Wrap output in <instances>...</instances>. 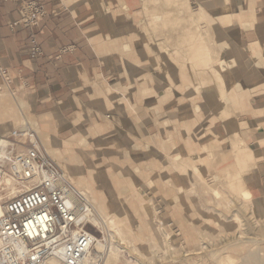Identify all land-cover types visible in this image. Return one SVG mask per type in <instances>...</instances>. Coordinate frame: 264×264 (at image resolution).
I'll return each mask as SVG.
<instances>
[{
	"label": "crops",
	"instance_id": "0c3cea01",
	"mask_svg": "<svg viewBox=\"0 0 264 264\" xmlns=\"http://www.w3.org/2000/svg\"><path fill=\"white\" fill-rule=\"evenodd\" d=\"M24 1L0 0V67L13 77L9 85L1 76L0 82L21 97L15 103L7 93H0V127L19 122L22 114L32 119L50 155L62 167L84 180L97 178L92 188L101 200L107 186L108 192L114 193L112 184H105L102 174L85 157V161H71L72 146H89L87 150L92 149L97 159L109 158L105 154L112 149L124 158L132 147L139 154L149 152L157 160L152 165L160 167L162 182L170 191L177 176L182 181L186 177L188 186L189 175L196 178L192 168L174 167L173 157L204 153V145L213 152L205 172L215 161L212 170H221L224 182L239 176L229 184L244 181L252 195L249 210L262 216L264 0H36L44 5L46 14L33 27L11 30L9 25L18 18ZM181 2L188 9L181 10ZM148 18L153 25L147 23ZM185 19L195 23L188 24V33L195 34L199 21L206 36H190L192 46L188 47L192 49L185 54L175 51V56L163 50L165 45L157 37L156 48L163 50L162 56L149 53L152 46L147 33L170 32L172 42L179 44V33L185 31L179 22ZM32 34L43 52L36 59L28 55ZM206 40L215 41L218 58L212 56V44ZM65 47L72 50L56 57ZM212 80L218 81L216 87H212ZM21 108H25L24 113ZM167 114L170 125L165 120ZM229 124L240 127L238 145L251 153L243 169L236 160ZM168 126L170 135L164 132ZM199 136L206 139L203 144L195 143ZM154 147L156 152L149 150ZM167 165L169 172L165 174ZM99 183L106 188H99ZM149 183L154 186L153 180ZM181 191L183 194L184 189ZM185 203L173 205L175 209L177 205L190 208L191 204ZM189 213L194 220L192 210ZM188 241L194 243V239Z\"/></svg>",
	"mask_w": 264,
	"mask_h": 264
},
{
	"label": "rangeland",
	"instance_id": "374dc122",
	"mask_svg": "<svg viewBox=\"0 0 264 264\" xmlns=\"http://www.w3.org/2000/svg\"><path fill=\"white\" fill-rule=\"evenodd\" d=\"M180 8L181 10L183 8L188 9V6L185 2H181ZM147 23L153 25L152 18H148ZM171 23L169 21V25ZM198 23L196 22L197 27L195 26V28L197 29L194 34L188 33L186 29L189 26L188 24L191 27L195 23L188 22L187 19L179 22L182 25L180 26L181 29L185 27V31H181L177 38L179 44L172 42L173 38L170 32H165L164 34L147 33L152 46L151 50L149 49V53L151 52L152 55H155L156 52H159L160 56H162L163 50L168 51L173 56L176 55L175 51L180 54L187 53L192 49L188 47V45L191 46L190 36H206L204 24H201L200 28ZM157 37L158 41L163 42L165 45L163 50L156 48ZM136 42H138V39ZM206 42H211L212 56L218 58L219 50L215 47V41L206 40ZM172 45L177 47L171 48ZM169 60L170 58H168ZM174 65L178 66L179 64L174 61ZM184 74L188 75L186 71ZM211 75L214 76L213 73ZM183 84L188 85V81H184ZM217 84V80L211 81L212 87H216ZM180 87L179 89L181 90L183 86ZM3 92L7 93L8 98L12 102L17 103L21 100L19 95L12 94L0 82V93ZM21 110L24 113L25 108H21ZM169 117L170 114L165 116L168 125L171 124L170 120H168ZM22 119L37 129L32 119L25 118L23 114L20 121ZM20 121L8 128L0 127V134L8 133L22 123ZM179 130H181V127ZM203 131H207V129ZM164 132L166 135H170L172 133L171 127H165ZM203 136L196 137L195 143L203 144L206 140ZM42 138L41 141L46 144ZM72 147L76 150L72 152L80 161H85V157L95 165L96 170L102 174L105 184L108 182L112 184L114 191V193H109V186H107L108 190L103 193V199H99L92 188L93 181H98H96V177L84 180L73 176L53 158L69 178L95 202L93 205L96 210L105 218L107 229H102L96 225L92 226L91 224L88 227L96 232L98 238H103L107 248L112 246L115 254L108 258L105 249L95 246L92 253L94 264H213L215 261L217 264H264V216H255L254 213L257 212L252 213L253 211H250L251 204L247 206L229 191L227 183L223 181V175L219 173L221 170H212L215 161L211 162L207 175L219 174V180L216 184L227 195L228 200H226V203L222 199L219 200L213 197L211 192L204 188L201 183H198L199 181L191 174L189 175L190 181H188L190 182V187L193 184L191 191L188 190V185L184 184L179 176L175 178L174 184L170 185L169 191L166 189L167 185L162 182L160 167L152 165L157 160L149 156V152L139 154L137 152L139 150L132 147L130 152L124 154L126 155V158H124L123 156H116L112 149L111 153L105 154L106 157L110 156L109 158L97 159L92 149L87 150V148H90L89 146L74 145ZM150 149L156 152L155 147ZM183 155V158L188 157L186 154ZM194 163L198 164L199 162ZM167 168L169 166L165 168L166 171ZM186 172H188V169ZM150 180L154 181V186L152 187L150 186L152 183H149ZM102 185L106 188V185ZM102 185L99 183V188ZM178 185L179 189H184L183 194L178 192ZM163 187L166 190H163ZM187 194L191 197L189 200L187 199ZM229 200L231 202H228ZM173 202L178 204L186 202L185 204L189 203L191 206L190 208L185 207L179 213L178 205L175 209ZM190 210L194 213V220H191ZM213 211H216L214 217L212 215ZM115 214L118 216L117 219L119 220V227L124 234L123 237L118 235L115 228L111 226V220ZM220 217L223 220H217ZM189 239H194V243L189 242ZM107 244L111 245L108 246ZM95 255L97 256L96 259H94ZM219 259H221V263ZM45 263L56 264L49 260ZM57 264L62 263L59 262Z\"/></svg>",
	"mask_w": 264,
	"mask_h": 264
},
{
	"label": "built area",
	"instance_id": "2783aa9c",
	"mask_svg": "<svg viewBox=\"0 0 264 264\" xmlns=\"http://www.w3.org/2000/svg\"><path fill=\"white\" fill-rule=\"evenodd\" d=\"M45 14L42 3L25 0L9 27H33ZM70 50L62 48L56 57ZM42 53L32 34L29 57L36 59ZM0 76L6 85L13 82L4 67H0ZM6 177L20 190L7 195ZM96 216L93 204L49 156L34 126L23 121L0 134V255L6 264H44L53 257L63 264H85L98 238L88 227L94 225L91 219Z\"/></svg>",
	"mask_w": 264,
	"mask_h": 264
},
{
	"label": "bare ground",
	"instance_id": "6f19581e",
	"mask_svg": "<svg viewBox=\"0 0 264 264\" xmlns=\"http://www.w3.org/2000/svg\"><path fill=\"white\" fill-rule=\"evenodd\" d=\"M156 19V18H155ZM154 19V20H155ZM160 20V19H159ZM165 20V17L164 19ZM159 22V21H158ZM162 22V21H161ZM164 22V21H163ZM165 23V22H164ZM156 24H158L156 22ZM159 24H161L159 22ZM167 24V23H166ZM162 27V25H161ZM198 41V40H197ZM192 46V45H191ZM195 46V45H194ZM197 48V47H196ZM193 51V50H192ZM189 52V51H188ZM187 52V53H188ZM208 52V51H207ZM179 54V53H177ZM202 54V52H201ZM180 55V54H179ZM198 55V54H197ZM200 55V53H199ZM209 56V55H208ZM193 59V57H191V60ZM211 62V60H210ZM217 62V60H216ZM215 62V63H216ZM214 63V64H215ZM225 63L224 62H220L219 66L223 69L225 68ZM214 66V65H213ZM230 66V65H229ZM240 86V85H239ZM199 86H196V89H198ZM236 88V87H235ZM238 89V88H237ZM4 94V93H3ZM213 100V99H212ZM228 100V99H227ZM21 101V100H20ZM230 101V100H229ZM228 101V102H229ZM218 103V102H217ZM24 105V104H23ZM11 110V109H10ZM12 111V110H11ZM10 111V112H11ZM16 113V112H15ZM19 113V112H18ZM22 114V113H21ZM12 117V116H11ZM20 120H21V117H20ZM24 120L22 119V121L20 122H23ZM11 122V121H10ZM9 122V123H10ZM241 123V122H240ZM243 123H246V122H243ZM247 124V123H246ZM239 126V125H238ZM240 128V127H239ZM237 128L235 125H232V124H229V130L231 133H233L234 137H235V141H234V144H235V147L234 148H237V156H236V160H237V163L240 167V169H243L246 167L247 165V162L251 160V153L249 150H245V149H241L240 148V145H238V136H239V133H241V129ZM245 130V129H244ZM246 131V130H245ZM242 144V143H241ZM45 146V145H44ZM48 146V145H47ZM173 146V145H172ZM169 147V146H168ZM204 148V153H194V154H191L190 156L186 157V158H183L181 156H178L177 154L173 157V166L174 167H178L180 169H184V168H189L191 167L193 170H194V174L196 175V178L197 180L199 181V183H201V185L208 189L211 194L213 195V197L217 198V199H222L225 201L226 203V200H228V197L226 194H224V191L223 189H220L216 182L219 180V174L216 175H212V176H208L207 173L205 172V165L207 164V162L210 160V157L212 158L213 156V153L207 151V149L205 147ZM45 149L47 151V153L49 154V156L53 159V157L50 155L47 147L45 146ZM78 157L74 156V154L70 155V160L71 161H76ZM54 160V159H53ZM55 161V160H54ZM161 161V160H160ZM56 162V161H55ZM193 162V163H192ZM194 162H199L198 164L197 163H194ZM57 163V162H56ZM192 163V164H191ZM80 165V163H79ZM161 165H164V164H161ZM157 166V165H156ZM169 165L165 166L168 167ZM86 167V166H84ZM165 171V174H167L169 172L168 168H167V171L166 169H164ZM64 171V170H63ZM65 172V171H64ZM176 172V171H175ZM182 174H184L183 171H181ZM216 173V172H215ZM66 174V172H65ZM227 174V173H226ZM66 176L68 177V179L75 185V187L93 204L95 203L86 193H84L83 190L80 189V187L78 185L75 184V182L69 178V176L66 174ZM239 178V176H234L231 178L229 177L228 178V182H227V186L229 188V191L233 194L236 195V197L240 200H242L244 202V204H250L251 203V199H252V195L251 193L249 192V190L246 188V186L244 185V182L242 181H238V182H233V183H230L229 182L231 180H234L236 178ZM187 178L185 177L183 179V182H186ZM165 180H169V177H166ZM185 184V183H184ZM189 187V186H188ZM193 187V186H192ZM3 188L5 189H8V192H7V195H11L15 192H17L18 190H20V186L18 184H16L11 178L9 177H6V179L4 180L3 182ZM191 188V187H190ZM189 188V189H190ZM182 188H180L178 191H181ZM228 202H231V200H229ZM231 204V203H229ZM94 206V205H93ZM250 206V205H249ZM252 207V206H250ZM95 210H96V207L94 206ZM178 208L180 210H183L185 208L184 205H178ZM97 211V210H96ZM210 211V210H209ZM212 212V211H211ZM99 212L97 211V214ZM220 214V213H219ZM213 217L216 215V211H213L212 213ZM218 215V213H217ZM222 216V215H220ZM262 216H264V207H262ZM118 216L115 214L114 215V218L111 220V226L113 228H115V231L118 235L122 236L123 237V232L122 230L120 229L119 227V220L117 219ZM207 220V219H206ZM217 220H223L222 217L218 218ZM91 221L94 223V225L96 226H100V228L102 229H107V227L105 226L106 223H105V218H103V216L99 213L98 216H96L95 218L91 219ZM108 232V231H107ZM113 243V242H112ZM108 245V244H107ZM111 244H109L108 246H110ZM95 246H98V248H102V249H105V252L107 253V257H111L113 256L115 253H114V250L112 249V246H110V248H107L106 244L103 242V238H97L96 242H95ZM206 247V246H205ZM172 250V249H171ZM181 252V250H180ZM185 253V252H183ZM92 253L89 255V257L86 258L85 260V264H94L93 262V257H92ZM184 255V254H183ZM182 255V256H183ZM5 258H3L1 255H0V264H6L5 263ZM50 262H53V263H59L61 262L59 259L57 258H49L48 259ZM223 261V260H222ZM108 262V261H107ZM216 262V261H215ZM219 262L221 263V259H219ZM62 263V262H61ZM217 263V262H216ZM44 264H47V263H44ZM63 264V263H62ZM139 264V263H137ZM197 264V263H196Z\"/></svg>",
	"mask_w": 264,
	"mask_h": 264
},
{
	"label": "water",
	"instance_id": "95a60500",
	"mask_svg": "<svg viewBox=\"0 0 264 264\" xmlns=\"http://www.w3.org/2000/svg\"><path fill=\"white\" fill-rule=\"evenodd\" d=\"M213 264H217L216 262H214Z\"/></svg>",
	"mask_w": 264,
	"mask_h": 264
}]
</instances>
